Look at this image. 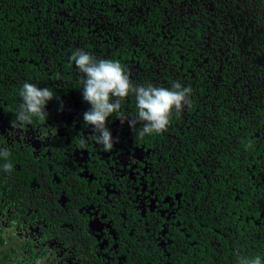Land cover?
Wrapping results in <instances>:
<instances>
[{
  "label": "flooded vegetation",
  "instance_id": "flooded-vegetation-1",
  "mask_svg": "<svg viewBox=\"0 0 264 264\" xmlns=\"http://www.w3.org/2000/svg\"><path fill=\"white\" fill-rule=\"evenodd\" d=\"M14 1L0 4V147L11 165L4 172L0 161V264L264 257V95L254 98L264 51L254 2ZM74 49L120 61L138 85L190 87L191 103L143 139L110 117L118 143L105 151L83 121L90 105ZM25 81L55 95L47 118L15 128ZM122 114H135L134 97Z\"/></svg>",
  "mask_w": 264,
  "mask_h": 264
},
{
  "label": "clouds",
  "instance_id": "clouds-1",
  "mask_svg": "<svg viewBox=\"0 0 264 264\" xmlns=\"http://www.w3.org/2000/svg\"><path fill=\"white\" fill-rule=\"evenodd\" d=\"M69 59L81 74L83 101L90 105L83 113V121L87 126H92L95 143L105 151L113 149L114 144L118 143V138L113 137L108 127L110 117L116 115L122 123L126 121L135 135L143 139L164 132L173 113H179L191 103L192 89L179 82H174L168 88L151 83L135 84L130 79L129 69L120 61L98 58L84 49H74ZM54 95L55 91L49 87L42 88L25 81L20 88L13 127L31 124L33 116L47 118L45 108ZM130 96L135 99V114L123 116V102ZM8 156L7 149L0 147V161H5L2 165L4 172L11 168L7 163ZM237 264H264V257L242 255Z\"/></svg>",
  "mask_w": 264,
  "mask_h": 264
},
{
  "label": "trees",
  "instance_id": "trees-1",
  "mask_svg": "<svg viewBox=\"0 0 264 264\" xmlns=\"http://www.w3.org/2000/svg\"><path fill=\"white\" fill-rule=\"evenodd\" d=\"M12 1L14 0H0V4H6ZM250 2H254V8L252 11V14H253L252 18L254 19L253 26L255 27V32L257 34L256 36H258L259 42L263 46L262 51H264V0H249V3ZM2 10H4V8H2ZM1 19H5L3 15L0 16V23H1ZM262 65L264 68V61ZM259 77L264 78V76H261V75ZM257 84L258 85H255V88H254L256 90V93L254 95L255 99L259 98L258 91L261 93V96L264 95V87L262 86L264 82L261 81V82H258ZM256 87H258V90L256 89Z\"/></svg>",
  "mask_w": 264,
  "mask_h": 264
}]
</instances>
